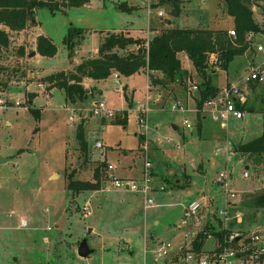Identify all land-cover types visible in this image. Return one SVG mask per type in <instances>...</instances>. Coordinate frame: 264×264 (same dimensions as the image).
Returning a JSON list of instances; mask_svg holds the SVG:
<instances>
[{
  "label": "rangeland",
  "instance_id": "1",
  "mask_svg": "<svg viewBox=\"0 0 264 264\" xmlns=\"http://www.w3.org/2000/svg\"><path fill=\"white\" fill-rule=\"evenodd\" d=\"M146 1L89 0L53 13L47 7L38 8L34 13L36 24H28L34 25L31 36H48L57 47L56 54L37 55L31 60L18 56L19 45L24 44L28 50L32 47L27 36L32 30H28L23 36L14 34L13 43L0 55V97L21 102L19 106L0 109V264H164L167 259L155 261L153 251L161 242H170L174 247L185 242L183 230L174 231V225H180L184 207L192 199L204 200L208 206L211 203L216 213L209 217L213 230L222 227L246 232L264 225V208L247 205L253 196L264 192V160L256 166L246 160L250 162L248 175L243 177L246 164L233 149L262 133L264 79L254 86L251 81L241 82L239 97L245 103L241 119H231L221 126L205 114L200 129L196 125V99L190 97L197 91L188 90L191 84L201 82L196 73H192L190 81L182 79L180 85L153 87L146 151L138 148L137 134L143 128L132 110L145 98L148 77L144 72L90 79L91 92L75 104L66 100L62 89L49 90L42 80L51 73L72 70L77 61L95 55L94 50L107 32L128 27L132 31H123L125 34L148 39L154 33L149 29L153 25L157 31L165 27L225 28L229 33L233 29L222 0H181L177 16L169 14V4L151 0L149 6ZM252 9L262 29L254 33L251 41L247 40L252 50L235 57L226 70L210 65L215 71L212 83L217 88L231 79L242 80L252 67L264 61V15L258 3ZM159 10L164 12L162 16H157ZM70 27L82 32L75 38L72 56L62 42ZM257 45L263 50H257ZM188 61L187 67L193 68ZM39 83L44 89L38 87ZM183 96L189 97L187 103ZM98 101L111 106L115 116L102 119L92 115L89 109ZM177 103L185 110L170 109ZM67 108H79L83 115L88 159L85 163L76 138L81 121L67 123ZM125 113L126 122H118ZM185 118L192 124L190 128L183 125ZM95 140H100L103 147H94ZM155 140H159L158 145L153 143ZM104 152L117 177L134 180L141 175L146 154L151 162V191L147 197L152 204L146 206L141 193L111 187L105 169L102 177L106 181H101L99 189L71 197L66 175L74 171L73 179L93 181L94 165L104 159ZM221 171L228 172L229 188L239 194L229 204L216 182ZM225 208L226 218L217 215ZM21 219L26 221L25 226H21ZM84 238L93 252L80 257L77 247ZM213 247L214 238L209 235L202 250Z\"/></svg>",
  "mask_w": 264,
  "mask_h": 264
},
{
  "label": "trees",
  "instance_id": "2",
  "mask_svg": "<svg viewBox=\"0 0 264 264\" xmlns=\"http://www.w3.org/2000/svg\"><path fill=\"white\" fill-rule=\"evenodd\" d=\"M89 0H0V55L8 50L11 42V33L25 29L28 24H36L35 10L47 7L52 13L72 6H80ZM158 4H169V14L177 16L181 9V0H157ZM225 13L232 18L234 36L225 28H175L165 27L154 32L148 39L132 37L123 31L107 32L98 45L97 54L84 58L72 70H60L42 78L47 83V89L59 88L65 93L66 100L70 103L81 102L88 96L83 80H104L112 73L127 77L139 71H147L148 81L153 87L165 88L168 84H178L182 79L190 81L191 75L182 64L185 58L189 59L196 74L201 78L197 85L196 108L200 110L203 102L215 97L219 88L211 83L214 69L208 63L211 54L217 57L220 68L226 70L237 56L243 55L247 50H252L246 37L249 32L259 33L262 26L254 18L252 6L258 3L264 15V0H222ZM157 4H152L156 6ZM81 29L70 27L63 37L64 47L68 55L72 56L76 45L77 36ZM35 49L39 55L53 56L57 52L56 45L43 34L35 38ZM17 55L26 56L23 47L17 49ZM3 69L0 66V71ZM182 83V82H181ZM258 81H251L252 86ZM235 105L241 111L245 103L235 100ZM200 112L197 111V119ZM126 113L119 117L118 122L125 123ZM81 121V120H80ZM83 122L78 124L76 138L79 150L87 161V143L84 136ZM198 122V129H200ZM247 165L250 160L253 165L264 160V127L262 133L245 143L234 145ZM106 163L100 161L94 165L93 181L73 179V173L66 175V187L73 198L86 190H97L103 180V169ZM248 207L264 208V192L253 196L247 201ZM192 241L194 251H200L204 240L212 235L213 238L222 240L225 232L211 231L212 226L207 224Z\"/></svg>",
  "mask_w": 264,
  "mask_h": 264
},
{
  "label": "built area",
  "instance_id": "3",
  "mask_svg": "<svg viewBox=\"0 0 264 264\" xmlns=\"http://www.w3.org/2000/svg\"><path fill=\"white\" fill-rule=\"evenodd\" d=\"M149 6H151V0L146 1ZM164 12L159 10L157 16H162ZM230 35H234V31H229ZM254 36V32H249L246 39L251 41ZM257 50H263L261 45H257ZM209 65H217V57L211 54L208 58ZM264 79V61L256 66L252 67L242 80L231 81L225 85L215 97L209 98L203 102L202 108L199 111L201 115L209 114L211 119L221 126H225L227 122L231 119H241L243 117V112L238 109L235 105V98L239 96L240 84L243 81L247 83L249 81H262ZM40 89H44L42 83L37 84ZM153 85L148 81L146 85L145 98L133 106V111L136 112L138 116V121L143 128L142 134L146 138L147 130V116L151 111L152 100L150 97ZM197 84H191L189 86V91H197ZM21 102L15 101L14 103L4 100L0 97V109L6 108L8 106H19ZM68 109V108H67ZM171 110L184 111L182 104H172L170 106ZM69 116L67 118V123L73 122L75 120H82L83 115L81 110L78 108H69ZM90 113L94 116L104 118H113L115 116V111L111 106L106 105L103 101L96 102L90 109ZM122 116V115H121ZM183 125L190 128L192 124L188 119L183 120ZM167 142H171L170 138L166 139ZM94 147L102 148V142L100 140H95ZM177 149L181 148L180 144H177ZM148 150V142L146 141L142 145V151ZM145 154V153H144ZM106 180L111 181V187L113 188H124L131 192L141 193L145 198V205L148 206L152 204V199L147 197L149 191H151V162L145 154V160L143 163L141 177L138 180L134 179H124L117 177L114 173V166L112 163L106 164ZM248 172L244 170L243 177H247ZM229 174L227 171H221L216 176V182L220 185L221 191L225 194V201L229 204V200L237 197L239 194L234 193L229 188ZM86 212L88 210L84 208ZM210 215L215 216L216 213L212 209V205L208 206L204 200L194 199L189 201L184 207V215L181 220L178 229L184 230L183 235L185 238V243L181 247V251L178 255L171 258L169 264H264V227L255 228L251 231H239L231 230L228 228L220 227L219 230L211 231H221L225 232L222 240L215 239L214 247L209 251H194L192 248V237L199 232H210L204 230V227L209 224ZM217 215L224 216L226 218V208L224 210H218ZM192 225L189 226V224ZM21 226H25V220L21 219ZM186 227L187 229H184ZM188 245V246H187ZM173 252V246L170 242H161L158 247L153 251L154 260L160 258H170ZM117 264H135L131 261H119Z\"/></svg>",
  "mask_w": 264,
  "mask_h": 264
},
{
  "label": "crops",
  "instance_id": "4",
  "mask_svg": "<svg viewBox=\"0 0 264 264\" xmlns=\"http://www.w3.org/2000/svg\"><path fill=\"white\" fill-rule=\"evenodd\" d=\"M29 26H27L25 29H23L22 31H19V32H12L11 33V41L13 40V38H15L16 36L18 37V36H20V35H25V34H23V33H26L28 30H32L31 32H30V35H27L28 36V39H29V37H30V41L32 42V47H31V49H27L26 47H25V45L24 44H22V45H19V47L21 46V47H23L24 48V51H25V53H26V56L28 57V54L32 51V50H35L36 51V49H35V38H36V36L37 35H39V34H36L35 36H31L32 34H33V27H34V25H31V27H29ZM35 29V28H34ZM149 29H150V31H152V32H156L157 31V26L156 25H153V26H150L149 27ZM158 29H160V28H158ZM123 31H125V32H131L132 30H130L128 27L127 28H124V29H122ZM144 30V29H143ZM146 30V29H145ZM145 30H144V32H145ZM32 33V34H31ZM15 34V35H14ZM13 35L15 36V37H13ZM25 38V37H24ZM23 38V39H24ZM31 38H32V40H31ZM102 38V37H101ZM13 42H11L10 44H12ZM10 47V46H9ZM18 47V48H19ZM17 48V49H18ZM97 50L98 49H95L94 51H95V53L97 54ZM95 54V55H96ZM245 54V53H244ZM37 55H39L37 52H36V54L33 56V57H28V59H32V58H35ZM95 55H91V56H89V57H93V56H95ZM86 58H88V57H86ZM84 59V58H83ZM83 59H81V60H79V61H77L78 63L79 62H81ZM189 59H187V58H185L184 59V61H183V64H182V66H183V68H185V69H187L188 70V72H189V74L190 75H192V73H196L194 70H193V68H189V67H187V62H189L188 61ZM185 61H187V62H185ZM185 62V63H184ZM78 63H76V64H78ZM190 63V62H189ZM75 64V65H76ZM185 64V65H184ZM185 66V67H184ZM74 68V67H73ZM72 68V69H73ZM139 72H144L146 75H147V77H148V74H147V71H139ZM138 73V72H137ZM215 74V71H212V75H214ZM212 75H211V83H212ZM110 76H112L113 78H119V77H123V76H119V75H117L115 72L114 73H112ZM192 77V76H191ZM90 79H84L83 80V84H84V86L87 88V93L89 94L90 92H91V88H90V86H89V84H88V81H89ZM235 80V79H234ZM231 81H233V79H231V80H228L227 81V83L225 84V85H227L229 82H231ZM148 82V81H147ZM213 84V83H212ZM173 85V84H172ZM175 85V84H174ZM214 86H215V84H213ZM224 85V86H225ZM251 85V84H250ZM223 86V87H224ZM222 87V86H221ZM221 87H219V88H221ZM222 87V88H223ZM221 88V89H222ZM53 88H51V89H49V90H52ZM196 94L193 92V95L192 96H190V97H192L193 99H194V101H195V99H196ZM180 97H182V96H180ZM184 97V99H186V103L188 102V99H189V97L187 96V98L185 97V96H183ZM156 100H158V99H156ZM235 100H237V101H239L240 103H244L243 101H241V99H240V97L238 96V97H236L235 98ZM196 103V102H195ZM73 104H75V103H73ZM152 104H154V101H152ZM164 106V104L162 105L161 104V107H163ZM151 108H153V107H151ZM195 117L197 118V112H195ZM204 118V115H201L200 114V118H199V120L200 121H198V119H197V123H196V125H197V127H198V122L200 123V125H201V120ZM83 119V118H82ZM85 119V118H84ZM86 120V119H85ZM82 121V120H81ZM231 121V120H230ZM83 122V121H82ZM125 122H126V120H125ZM173 127H174V129H177V126L176 125H173ZM200 128H201V126H200ZM137 137H138V139H139V146H138V148H139V150H142V145H143V143H142V140H145V142L147 141L146 140V138H145V136L142 134V133H138L137 134ZM146 137H147V134H146ZM155 145H158V143H159V140H155L154 142H153ZM179 144V143H178ZM151 145V144H150ZM149 146V145H148ZM227 148L228 147H226V151H227ZM153 149H155V148H153ZM181 149V148H180ZM180 149H178V150H180ZM103 160H101V161H103L104 163H111V162H108L107 161V159H106V152H104L103 153ZM242 158V157H241ZM242 160H243V158H242ZM210 166L212 167V168H215V164L214 163H211L210 164ZM131 168L132 167H130V166H128V170H131ZM244 170H248V165H245L244 166ZM242 175H243V173H242ZM119 177H121V178H126L127 179V177H122V176H119ZM140 177H141V175H140ZM140 177L138 178V179H140ZM128 179H131V178H128ZM138 179H135V180H138ZM103 182H105L106 180H102ZM204 197V196H203ZM192 200H194V199H192ZM183 201H186V199H183ZM24 220V219H23ZM26 222V221H25ZM26 225V224H25ZM177 227H178V225H174V231H177L176 229H177ZM262 227H264V225H258V227L257 228H262ZM183 232H184V230H183ZM184 236V235H183ZM150 238L151 239H153V236L152 235H150ZM185 239V238H184ZM206 240V239H205ZM205 240H204V242H205ZM185 243V242H184ZM184 243L183 244H178V246H176V247H174L173 246V252H172V254H171V257L170 258H166L167 259V261H164V264H169L170 263V260H171V258H173L175 255H178L179 253H180V251H181V247L184 245ZM214 243H215V239H214ZM204 244V243H203ZM203 244H202V247H203ZM201 250H202V248H201ZM131 253V252H130ZM165 260V259H164ZM168 262V263H167Z\"/></svg>",
  "mask_w": 264,
  "mask_h": 264
},
{
  "label": "water",
  "instance_id": "5",
  "mask_svg": "<svg viewBox=\"0 0 264 264\" xmlns=\"http://www.w3.org/2000/svg\"><path fill=\"white\" fill-rule=\"evenodd\" d=\"M35 54H36V51L32 50L28 54V57H33ZM92 252H93V249L89 248L87 240L85 238L82 239L81 242L79 243L78 247H77V254L80 257H86Z\"/></svg>",
  "mask_w": 264,
  "mask_h": 264
}]
</instances>
